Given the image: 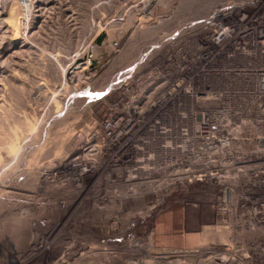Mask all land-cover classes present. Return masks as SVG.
Instances as JSON below:
<instances>
[{
    "label": "rangeland",
    "instance_id": "1",
    "mask_svg": "<svg viewBox=\"0 0 264 264\" xmlns=\"http://www.w3.org/2000/svg\"><path fill=\"white\" fill-rule=\"evenodd\" d=\"M246 1L0 0V264H264L262 168L130 184L103 128Z\"/></svg>",
    "mask_w": 264,
    "mask_h": 264
},
{
    "label": "built area",
    "instance_id": "2",
    "mask_svg": "<svg viewBox=\"0 0 264 264\" xmlns=\"http://www.w3.org/2000/svg\"><path fill=\"white\" fill-rule=\"evenodd\" d=\"M245 5L254 13L211 22L199 64L194 57L167 93L140 111L135 102L128 121L103 122L116 162L137 173L130 184L155 183L162 169L176 185L196 173L264 171V0Z\"/></svg>",
    "mask_w": 264,
    "mask_h": 264
},
{
    "label": "crops",
    "instance_id": "3",
    "mask_svg": "<svg viewBox=\"0 0 264 264\" xmlns=\"http://www.w3.org/2000/svg\"><path fill=\"white\" fill-rule=\"evenodd\" d=\"M204 236V235H203ZM206 237V239L207 238H209L210 239V237L209 236H207V235H205L204 236V238ZM202 240V238L201 237H199V238H197V236L195 237V236H193V237H191L189 240H188V242H197V241H201ZM208 240V239H207ZM211 240V239H210Z\"/></svg>",
    "mask_w": 264,
    "mask_h": 264
},
{
    "label": "water",
    "instance_id": "4",
    "mask_svg": "<svg viewBox=\"0 0 264 264\" xmlns=\"http://www.w3.org/2000/svg\"><path fill=\"white\" fill-rule=\"evenodd\" d=\"M105 38V34L104 35H102V37L99 39V44L103 41V39Z\"/></svg>",
    "mask_w": 264,
    "mask_h": 264
},
{
    "label": "bare ground",
    "instance_id": "5",
    "mask_svg": "<svg viewBox=\"0 0 264 264\" xmlns=\"http://www.w3.org/2000/svg\"><path fill=\"white\" fill-rule=\"evenodd\" d=\"M67 171V169H65V172Z\"/></svg>",
    "mask_w": 264,
    "mask_h": 264
}]
</instances>
